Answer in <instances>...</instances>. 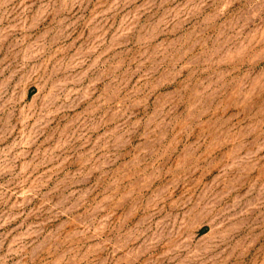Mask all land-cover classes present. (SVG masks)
Here are the masks:
<instances>
[{
  "label": "rangeland",
  "instance_id": "374dc122",
  "mask_svg": "<svg viewBox=\"0 0 264 264\" xmlns=\"http://www.w3.org/2000/svg\"><path fill=\"white\" fill-rule=\"evenodd\" d=\"M0 264H264V0H0Z\"/></svg>",
  "mask_w": 264,
  "mask_h": 264
}]
</instances>
